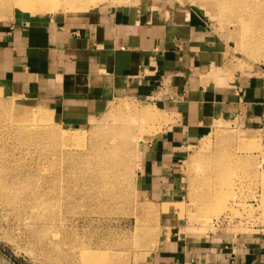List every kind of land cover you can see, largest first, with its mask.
<instances>
[{
	"label": "rangeland",
	"instance_id": "1",
	"mask_svg": "<svg viewBox=\"0 0 264 264\" xmlns=\"http://www.w3.org/2000/svg\"><path fill=\"white\" fill-rule=\"evenodd\" d=\"M75 1L26 15L0 0V33L27 21L80 22L98 10L163 3L225 31L228 64L208 75L217 85L234 73L264 85V0ZM173 121L152 102L127 97L72 127L0 82V253L12 264H87L82 250L90 249L103 253L100 263L160 264L173 249L208 247L214 238L255 242L264 233L259 121L215 119L180 162L182 190L170 203L140 193L136 177L144 146Z\"/></svg>",
	"mask_w": 264,
	"mask_h": 264
},
{
	"label": "crops",
	"instance_id": "2",
	"mask_svg": "<svg viewBox=\"0 0 264 264\" xmlns=\"http://www.w3.org/2000/svg\"><path fill=\"white\" fill-rule=\"evenodd\" d=\"M226 49L225 31L189 9L161 3L98 10L80 22L27 21L1 32L0 82L72 127L127 97L172 116L141 151L136 177L140 193L172 203L182 190L180 162L215 119L259 121L264 132V85L234 73L220 86L208 76L228 64ZM216 239L200 249H173L159 263L264 264V233L255 242ZM0 264L12 263L0 253Z\"/></svg>",
	"mask_w": 264,
	"mask_h": 264
},
{
	"label": "bare ground",
	"instance_id": "3",
	"mask_svg": "<svg viewBox=\"0 0 264 264\" xmlns=\"http://www.w3.org/2000/svg\"><path fill=\"white\" fill-rule=\"evenodd\" d=\"M12 6L20 8L22 14H31V15H41L43 12H53L57 5L60 4L62 6H68L71 4H77L78 1L75 0H6ZM82 5V4H81ZM2 166H0V171ZM15 184L13 183L12 186ZM83 257L85 259V263L87 264H98L103 260V253L100 251H93L90 249L82 250ZM99 261V262H98ZM100 264H109L105 262ZM98 262V263H97ZM84 263V262H83Z\"/></svg>",
	"mask_w": 264,
	"mask_h": 264
}]
</instances>
